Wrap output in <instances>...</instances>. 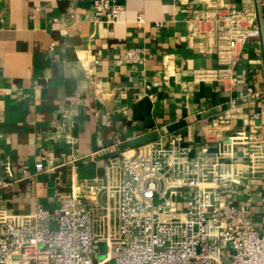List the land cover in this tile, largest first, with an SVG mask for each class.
Wrapping results in <instances>:
<instances>
[{
	"label": "crops",
	"instance_id": "obj_1",
	"mask_svg": "<svg viewBox=\"0 0 264 264\" xmlns=\"http://www.w3.org/2000/svg\"><path fill=\"white\" fill-rule=\"evenodd\" d=\"M117 1L121 17L107 22L95 20L94 0H0V180L5 162L13 169L0 208L57 213L65 195L113 181L122 153L177 136L204 144L207 122L226 114L221 136L237 128L264 136V4L228 0L237 11L256 4L261 34L248 37L223 80L200 76L222 55L189 35V21L206 17L205 0ZM133 47L144 63L126 62ZM42 156L48 171L36 175ZM222 198L264 228L263 175Z\"/></svg>",
	"mask_w": 264,
	"mask_h": 264
},
{
	"label": "built area",
	"instance_id": "obj_2",
	"mask_svg": "<svg viewBox=\"0 0 264 264\" xmlns=\"http://www.w3.org/2000/svg\"><path fill=\"white\" fill-rule=\"evenodd\" d=\"M205 1L206 17L189 21V35L222 55L219 68L203 69L200 76L209 72L224 80L248 37L261 34L258 11L256 4L237 11L228 0ZM93 5L97 21L115 22L124 9L117 0ZM138 21H145L143 13ZM125 60L144 63L141 49L129 48ZM224 119L227 114L207 122L204 144L177 136L168 145L156 139L122 153L113 181L65 195L57 213L41 205L32 214L0 208V264H224L223 246L232 250L230 264H264V228L254 225L249 208L222 198L225 188L249 175L264 176V136L241 128L221 136ZM45 158L36 163V175L48 171ZM5 170L0 187L11 183L9 161ZM96 242L109 249L93 257Z\"/></svg>",
	"mask_w": 264,
	"mask_h": 264
},
{
	"label": "rangeland",
	"instance_id": "obj_3",
	"mask_svg": "<svg viewBox=\"0 0 264 264\" xmlns=\"http://www.w3.org/2000/svg\"><path fill=\"white\" fill-rule=\"evenodd\" d=\"M182 197L184 198V196L181 195V199ZM109 249V245L106 243H95V254H93V257L97 256L98 250H100V255L104 252L107 251ZM223 250V260H224V264H230L231 263V259L227 256L228 253H230L232 250L230 249V247L228 246H223L222 247ZM120 252H116L114 254V257H116L117 255H119ZM113 262L109 263L112 264Z\"/></svg>",
	"mask_w": 264,
	"mask_h": 264
},
{
	"label": "water",
	"instance_id": "obj_4",
	"mask_svg": "<svg viewBox=\"0 0 264 264\" xmlns=\"http://www.w3.org/2000/svg\"><path fill=\"white\" fill-rule=\"evenodd\" d=\"M263 29H264V27H263Z\"/></svg>",
	"mask_w": 264,
	"mask_h": 264
}]
</instances>
